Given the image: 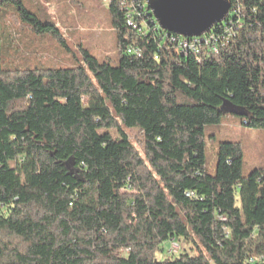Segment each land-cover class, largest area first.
<instances>
[{
	"label": "trees",
	"instance_id": "1",
	"mask_svg": "<svg viewBox=\"0 0 264 264\" xmlns=\"http://www.w3.org/2000/svg\"><path fill=\"white\" fill-rule=\"evenodd\" d=\"M147 1L108 6L117 66L82 51V66L25 70L4 59L19 41L5 18L65 39L21 0H0V264H264V171L243 178V144L223 142L210 175L204 143L225 101L264 130V0H228L225 24L205 33L215 51L198 56L138 31ZM6 2L19 7L3 15ZM148 111L170 123L132 116ZM175 239L194 254L159 260Z\"/></svg>",
	"mask_w": 264,
	"mask_h": 264
},
{
	"label": "rangeland",
	"instance_id": "2",
	"mask_svg": "<svg viewBox=\"0 0 264 264\" xmlns=\"http://www.w3.org/2000/svg\"><path fill=\"white\" fill-rule=\"evenodd\" d=\"M24 7L47 24L55 25L62 33L65 44H61L48 34H36L29 29L28 22L12 17L5 18L4 30L13 29L19 39L16 47L6 44L3 50L7 64L19 69L37 68L70 69L84 65L83 52H89L100 62L117 66V34L111 25L108 0H21ZM19 6L6 2L3 15L16 11ZM87 104V99H84ZM224 116L217 126L209 127L205 133L206 171L216 173L218 146L223 142H240L244 147L243 178L254 171H264V130L244 126L245 108L235 107L228 101L223 105ZM132 116L144 127L168 124L165 112L134 113ZM133 144L144 158V150L139 130H126ZM237 190V207H241ZM179 247L172 243L163 244L164 251L158 259L176 257L182 253L193 255L196 245L189 240L175 239Z\"/></svg>",
	"mask_w": 264,
	"mask_h": 264
},
{
	"label": "water",
	"instance_id": "3",
	"mask_svg": "<svg viewBox=\"0 0 264 264\" xmlns=\"http://www.w3.org/2000/svg\"><path fill=\"white\" fill-rule=\"evenodd\" d=\"M148 6L163 30L189 38L209 32L231 9L228 0H148Z\"/></svg>",
	"mask_w": 264,
	"mask_h": 264
},
{
	"label": "built area",
	"instance_id": "4",
	"mask_svg": "<svg viewBox=\"0 0 264 264\" xmlns=\"http://www.w3.org/2000/svg\"><path fill=\"white\" fill-rule=\"evenodd\" d=\"M108 3L110 5L111 0H108ZM147 7L148 6V1H147ZM140 8H144V5L141 6ZM141 14H139L140 20H142L141 26L138 28V26L135 24V28H138V31L141 32L142 30H149V33H158V35L161 38H166L168 39L169 43L174 45L177 49V51L179 52V54L185 56V55H189V54H193L194 56H198L201 52V47L206 46L207 48H211L215 51L214 47L211 46L212 41L214 40V36L210 35V37H206V34H203L200 37H184L178 34H170L167 31L163 30L159 24L157 23L156 19L153 16L152 11L150 12V14H142V16H140ZM230 15V12L228 14V16L226 17V19L223 22H220V27L225 24V21L228 19ZM129 18H132L131 16H128ZM133 21V20H132ZM129 22V25H132L133 22ZM152 26V27H150ZM220 29V28H219ZM227 28H225L226 30ZM128 55H139V50L136 48H131L128 49L127 51ZM172 246H176L179 247L177 245V243H173ZM259 261H263V258H259ZM253 262V260H252Z\"/></svg>",
	"mask_w": 264,
	"mask_h": 264
}]
</instances>
